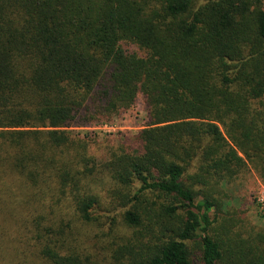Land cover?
<instances>
[{
  "label": "trees",
  "instance_id": "obj_1",
  "mask_svg": "<svg viewBox=\"0 0 264 264\" xmlns=\"http://www.w3.org/2000/svg\"><path fill=\"white\" fill-rule=\"evenodd\" d=\"M139 98L147 124L95 157L75 130ZM252 173L264 0H0V264H264L225 213Z\"/></svg>",
  "mask_w": 264,
  "mask_h": 264
},
{
  "label": "rangeland",
  "instance_id": "obj_2",
  "mask_svg": "<svg viewBox=\"0 0 264 264\" xmlns=\"http://www.w3.org/2000/svg\"><path fill=\"white\" fill-rule=\"evenodd\" d=\"M129 52L145 56L144 52L134 47ZM147 124L142 100L139 98L135 107L128 112L119 115L113 126L90 127L77 129L78 133H93L96 145L91 148L95 157L102 159L108 142L115 143L117 133L133 135ZM226 194L228 196L227 209L232 219H238L244 224V228L264 231V182L260 181L255 174H246L231 185Z\"/></svg>",
  "mask_w": 264,
  "mask_h": 264
}]
</instances>
